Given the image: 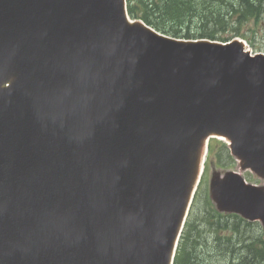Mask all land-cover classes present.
Listing matches in <instances>:
<instances>
[{
    "label": "water",
    "instance_id": "water-1",
    "mask_svg": "<svg viewBox=\"0 0 264 264\" xmlns=\"http://www.w3.org/2000/svg\"><path fill=\"white\" fill-rule=\"evenodd\" d=\"M240 48L162 39L128 23L123 0H0V83L16 77L57 88L56 97L44 90L48 114V103L53 98L60 107L74 77L78 91L92 89L130 123L121 141L128 143L124 179L113 174L105 183L91 173V198L81 194L71 207L48 212L49 202L42 210L39 228L55 232L71 264H168L204 137L224 132L248 143L244 114L264 93V58L249 67L253 59ZM16 89L0 88L9 95ZM44 118L52 141L66 145V131ZM105 120L108 127L110 116ZM233 148L240 154L244 145ZM123 183L124 200L104 205L113 194L104 184L119 194ZM247 192L262 201L253 213L264 219V192ZM87 233L81 242L77 236Z\"/></svg>",
    "mask_w": 264,
    "mask_h": 264
},
{
    "label": "trees",
    "instance_id": "trees-1",
    "mask_svg": "<svg viewBox=\"0 0 264 264\" xmlns=\"http://www.w3.org/2000/svg\"><path fill=\"white\" fill-rule=\"evenodd\" d=\"M260 6L261 0H203L196 4L190 0H137L129 9L147 23L175 35L190 36L194 30L199 35L214 36L216 31L211 25L223 29L228 23L235 24V20L253 17ZM178 264L188 263L181 257Z\"/></svg>",
    "mask_w": 264,
    "mask_h": 264
},
{
    "label": "rangeland",
    "instance_id": "rangeland-1",
    "mask_svg": "<svg viewBox=\"0 0 264 264\" xmlns=\"http://www.w3.org/2000/svg\"><path fill=\"white\" fill-rule=\"evenodd\" d=\"M235 28H236V25H235ZM237 29H238L237 31L239 33H242L245 35L246 42H247L248 46L253 51H263L264 50V7H262L260 14L257 18H250L249 20L241 23L237 27ZM231 31H232V29L231 30H230V28L227 29V31L225 32V35H229L231 33ZM210 142H211V140H210ZM225 158H226V155H225ZM210 160H211V163L208 164L209 167L205 168L204 175L202 176V179L205 180L204 186H203V189H204L203 194L207 196V199L210 198V194L208 193V189L206 187V184H207V180L210 176L211 169H214L217 171L219 170V172H225L227 170H238L241 174L245 173L244 171H241L239 169L237 163L234 160L231 161L232 165L223 166L221 168H219V166H217V167L213 166V164H215L213 154L210 156ZM251 176L255 178V176H253V175H251ZM205 199H206V197H202L201 203L199 204V215L202 213L205 206H207V202ZM203 221H204V217H202L201 222H198L197 225L194 226L192 237L196 238V237L200 236L201 233L204 231ZM197 226H199V229L197 231H195V228ZM239 230H240V232L235 234V238L236 237L242 238V237L255 236V235H258L261 239L264 238V233H262V231L257 227V225L255 223H254V225L250 224L249 226H240ZM208 238H209V234H208V232L205 231L204 234H202L201 237L197 240L198 244L195 246L196 251H197V255L201 254L202 249H205V247L201 241L205 242V240ZM242 253H243V251L240 250L239 253L237 254V256L235 257V264L239 263V261H240L239 255H241ZM197 255H196V257H197ZM211 259L212 258H208L207 263H211ZM194 261L196 262V264H198L197 259H194ZM243 261L245 264H260V262H257V260H255L254 258L252 259L250 257L244 259Z\"/></svg>",
    "mask_w": 264,
    "mask_h": 264
}]
</instances>
